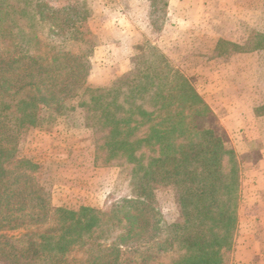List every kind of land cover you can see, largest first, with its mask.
<instances>
[{"label":"trees","instance_id":"16d2710c","mask_svg":"<svg viewBox=\"0 0 264 264\" xmlns=\"http://www.w3.org/2000/svg\"><path fill=\"white\" fill-rule=\"evenodd\" d=\"M88 17L83 2L0 0V264H225L240 172L218 119L153 47L152 62L135 57L131 80L88 86L92 51L78 46ZM253 48L264 50V35ZM75 113L92 165L129 171L131 196L108 212L51 204L41 166L19 155L24 129ZM164 190L179 222L160 218Z\"/></svg>","mask_w":264,"mask_h":264},{"label":"rangeland","instance_id":"374dc122","mask_svg":"<svg viewBox=\"0 0 264 264\" xmlns=\"http://www.w3.org/2000/svg\"><path fill=\"white\" fill-rule=\"evenodd\" d=\"M166 1L164 13L159 9L163 7V0H157V9L151 0H48L55 7L78 2L87 6L89 17L82 24L83 37L78 46L81 50L92 51L88 86L101 87L118 79L131 80L135 73V57L145 51L146 58L152 62L149 48L153 47L201 95L199 84L190 76L198 66L194 61L188 62L193 63V71H190L184 64L187 62L173 58V54L180 53V45L177 43L174 47L171 42L174 35L167 24ZM154 64L157 62L152 64L156 66ZM19 142V155L41 166V183L53 205H83L108 212L114 204L131 196L127 169L92 165L93 146L77 113L54 125L24 129ZM156 200L162 221H180L179 204L171 190L158 192ZM233 249L234 246L226 254L225 264H238Z\"/></svg>","mask_w":264,"mask_h":264},{"label":"crops","instance_id":"0c3cea01","mask_svg":"<svg viewBox=\"0 0 264 264\" xmlns=\"http://www.w3.org/2000/svg\"><path fill=\"white\" fill-rule=\"evenodd\" d=\"M167 24L180 45L173 58L198 66L190 72L193 63H184L239 163L232 252L238 264H264V115L256 114L264 105V50L253 48L254 36L264 35V0H168Z\"/></svg>","mask_w":264,"mask_h":264}]
</instances>
